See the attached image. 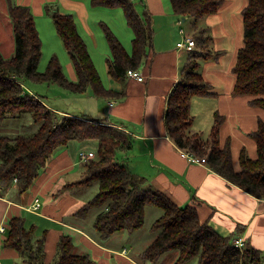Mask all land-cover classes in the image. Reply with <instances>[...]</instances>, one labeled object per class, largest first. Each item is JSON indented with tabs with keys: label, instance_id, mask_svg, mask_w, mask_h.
Wrapping results in <instances>:
<instances>
[{
	"label": "trees",
	"instance_id": "16d2710c",
	"mask_svg": "<svg viewBox=\"0 0 264 264\" xmlns=\"http://www.w3.org/2000/svg\"><path fill=\"white\" fill-rule=\"evenodd\" d=\"M223 1L170 0V3L174 14L180 18L194 17L197 20L216 12ZM90 2L91 6L121 8L127 26L133 32L132 49L128 52L109 25L101 23L110 50L107 73L123 78L127 69L137 66L145 46L150 44V16L145 12L139 14L131 0ZM6 5L15 50L8 58L0 51V122L29 113L38 127L32 134L0 135V190L14 184L19 194L24 193L57 148L66 146L71 139H97L96 154L84 160L83 174L75 183L86 185L96 182L98 189L73 216L84 219L92 210H98L92 224L98 241H105L118 232L133 233L141 229L145 207L150 205L159 207L162 214L149 227L154 233L153 239L137 254L141 264H156L164 253L172 250H176L178 255L173 264H185L193 258L197 264H264V255L259 249L244 243L241 248L237 247L233 234L219 233L207 221L200 220L194 206L177 205L161 191L146 185L144 175L130 171L119 162L116 153L132 145L125 129L92 117L58 113L50 109L40 95L23 88L21 78L26 77L35 83H56L71 92L81 93L90 88L94 95L105 98L111 95L102 83L87 45L76 30L72 14L46 7L55 32L72 60L77 80H71L63 73L60 60L54 55L48 59L44 70H37L42 46L31 9L13 0H7ZM241 14L243 44L236 52V62L232 67L235 76L232 93L248 95L250 103L264 109V0H246ZM194 38L198 44L202 43L199 33ZM197 66L198 61L194 57L167 97L165 125L171 140L179 149L205 158L211 169L231 183L253 196L264 198L263 123L259 121L258 128L252 132L257 144V157L250 159L241 150L238 171L232 167L230 140L227 139L223 147L219 145L222 116L215 114L206 139L199 132L190 130L189 98L194 94L211 93L210 84L202 80ZM34 228L33 225L27 228L20 216L9 220L2 243L20 252L22 260L16 264H43L45 234L35 238ZM56 244L57 252L51 264H95L87 251H78L72 234H61Z\"/></svg>",
	"mask_w": 264,
	"mask_h": 264
},
{
	"label": "crops",
	"instance_id": "0c3cea01",
	"mask_svg": "<svg viewBox=\"0 0 264 264\" xmlns=\"http://www.w3.org/2000/svg\"><path fill=\"white\" fill-rule=\"evenodd\" d=\"M13 1L28 5L33 18L35 12L30 2L43 18L47 17L44 16L46 7L55 6V3L58 6L53 8H57L59 12L72 14L76 30L87 45L105 89L111 91L108 98L94 95L90 88L81 93L71 92L70 96H66L70 107L61 108L57 104L46 103L48 107L58 113L79 116L68 111L76 108L93 119L125 129L132 145L129 149L116 153L115 157L119 162L130 171L144 175L146 185L161 191L177 205L194 206L200 220L207 221L219 233L233 234L234 239H242L244 244L256 247L264 255V198L253 196L231 183L211 169L206 161H191L187 152L179 149L171 140L164 114L169 93L182 76L183 69L195 57L198 61L197 69L202 80L210 84L211 93L194 94L189 98V113L192 116L190 130L199 132L204 139L208 138L215 114H219L223 118L218 135L219 145L223 147L227 139L230 140L233 169H240L241 150L250 159L257 157V144L252 132L258 128L259 121L264 125V109L250 103V96L232 93L235 84L232 67L236 62V52L243 44L241 9L246 5V0H224L216 12L197 20L194 17L180 18L174 14L170 0H131L139 14L145 12L151 19L150 44L145 46L139 63L133 68L144 76L142 80H136L127 74L123 78H115L107 73L110 50L101 30L102 22L99 25V21L105 20L93 16V11L106 14L112 12L111 18L118 20V28L124 35L121 37L122 33L110 22L109 27L126 50L131 52L133 32L127 26L125 16L121 19V8L91 6L90 0H87L88 4L81 0ZM6 2L7 0H0L3 15L0 19V32L4 30L0 33V51L4 57L3 45L9 47V50L14 49ZM98 8L107 12L94 10ZM186 23L187 26H184ZM35 24L38 30L36 20ZM198 33L203 40L201 44L195 40L193 50L177 46L183 36L194 37ZM2 35L6 37V42ZM40 37L42 46L41 33ZM94 55L99 60L105 59L101 67L97 66ZM67 57V76L71 80H77L68 52ZM58 94L62 96L63 93L59 91ZM29 117L32 119L30 114ZM97 148V139H71L66 146L54 151L24 193L19 194L14 184L0 190V226L4 227L0 231V264H16L22 260L18 250L3 246L2 243L6 237L8 222L13 216L23 217L27 228L33 225L35 238L45 234L43 264H51L55 260L56 243L63 233L74 235L78 251H87L95 264H140L138 256L126 248L121 243L122 240L119 241L125 236L124 232L115 233L105 241H98V234L92 226L98 210L90 219V224L86 222L88 217L79 219L73 216L87 200L81 203L78 189L88 184L75 183L84 170V160L78 158V152L91 151L95 156ZM94 184L97 186L96 182ZM35 198L40 202L38 208L33 207ZM123 249L126 251L122 252ZM173 255L175 261L177 251ZM192 264H197V260Z\"/></svg>",
	"mask_w": 264,
	"mask_h": 264
},
{
	"label": "rangeland",
	"instance_id": "374dc122",
	"mask_svg": "<svg viewBox=\"0 0 264 264\" xmlns=\"http://www.w3.org/2000/svg\"><path fill=\"white\" fill-rule=\"evenodd\" d=\"M81 1L85 2L86 4L89 3V2H87V0H81ZM18 2L20 3L21 0H19ZM29 4L35 12V20L37 22L38 31L41 33V36H42V53H41V56L39 58V63L37 64V70L38 71L44 70V68L46 67V65L49 61L48 59L52 55H54L58 60H60L63 73L68 75L67 74L68 73L67 64H66V60H65V58L67 57L66 48L63 46L62 41H61L59 35L57 34V32H55L52 17H50L49 13L47 11H45L44 16H47V17L43 18L42 16L38 15L37 8H35L31 2ZM54 5L58 6L56 3ZM50 6H51V8L55 7L53 5H50ZM60 6H61V4H60ZM43 9H45V8H43ZM94 10H103L104 11V9H101V8L94 9ZM93 12H94L93 16L102 17V19L105 20V22L99 21V25L101 22H104L106 24H108V22H110V23H112V25L114 26V28L117 31L122 33L121 37L124 35L123 31L118 28V25H117L118 20H113L111 18L112 12L107 13V14L103 13L102 11H93ZM104 12H107V11H104ZM120 16H121V19L123 20L124 16H122V14ZM2 17H3V15L0 11V19ZM8 19H9V17H8ZM184 26H187V23ZM3 31L4 30H1V32H3ZM2 38L5 42L7 41L6 37L4 35H2ZM2 47L4 49L3 54L5 55L6 58H8L10 55H12L14 53L15 47L13 50H9L8 49L9 47H7L6 45H3ZM94 59L96 60L98 67H101L102 64L105 63V59L99 60L98 58H96L95 55H94ZM21 82H22V86L24 89L28 90L29 92H34L37 95H40L41 98L43 99V101L45 103H48L49 105H52V103H54V104H57L58 106H60L61 108H67V107H70V105H71L70 103L69 104L67 103V101L69 99L66 100V96L67 97L70 96L71 91H69L68 89L65 90L64 88L60 87L56 83H47V82L35 83V82L27 79L26 77L21 78ZM59 91H61V93H63L62 96H59V94H58ZM75 102H77V101H75ZM68 111L73 112L74 114L79 115V116L84 115V116L91 118V116L87 115L86 113H82V111L80 112L76 108H74L73 110L70 109ZM37 126L38 125L35 124L32 119H30L29 113H24L22 116L10 117V118H7L4 121L0 122V135H6V136L11 137V136H15L18 134H24V135L25 134H32L34 132V130L37 128ZM94 183L95 182H92V183L88 184L87 186L79 187L78 190L81 194L79 199H80L81 203L84 202V200L91 198L95 194V192L97 191V186ZM95 212H96L95 209L90 212L86 222H89V224L91 223L90 219L95 216L94 215ZM160 212H162V211L157 206H147L145 208V214L146 215L144 217V222L141 226V229L134 231L133 233L124 232L125 236L123 238H121L119 241L122 240L121 243H124L126 245V248L128 247L133 254L137 255V252L141 251L144 247H146L147 244H149L150 241L153 239L154 233H152L150 231L149 227L153 223V221L158 217V215L162 214ZM73 237H74L75 243L78 244L77 238L74 235H73ZM175 252H176V250H172L170 252L165 253L163 255V257H161V259L158 261L157 264H172V262L174 261V258H172V257L174 256L173 254ZM137 261H138V263L141 264V261H139V260H137ZM194 261H195V259L193 258V259L189 260L188 263L185 262V264H192V262H194ZM114 264H117V263H114ZM145 264H151V263L148 262Z\"/></svg>",
	"mask_w": 264,
	"mask_h": 264
},
{
	"label": "built area",
	"instance_id": "2783aa9c",
	"mask_svg": "<svg viewBox=\"0 0 264 264\" xmlns=\"http://www.w3.org/2000/svg\"><path fill=\"white\" fill-rule=\"evenodd\" d=\"M181 31L183 32L182 29H181ZM195 44H196V42H195V39L193 36L185 35L182 37L181 40L178 41L177 46L178 47L179 46L184 47V48H186V50L191 51L195 47ZM126 74H127V76L134 78L136 80L137 79L142 80L144 78V76L140 72H138V71L136 72L135 70L130 69V68L126 70ZM93 156H94V153L91 151L82 150V151L78 152V158L80 160H82V159L85 160V159H88V158L93 157ZM187 156L193 162H196V161L205 162V158L192 155L191 153H188V152H187ZM34 202L35 203H34L33 207L38 208L40 205V202L38 201V199L35 198ZM3 229H4V227L0 226V231H3ZM234 242H235V245L239 248H241L243 245L242 239H235ZM125 251H126L125 249L122 250V252H125Z\"/></svg>",
	"mask_w": 264,
	"mask_h": 264
}]
</instances>
